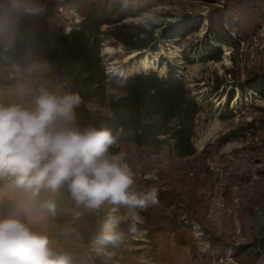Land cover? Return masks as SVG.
Returning <instances> with one entry per match:
<instances>
[{
	"label": "rangeland",
	"instance_id": "rangeland-1",
	"mask_svg": "<svg viewBox=\"0 0 264 264\" xmlns=\"http://www.w3.org/2000/svg\"><path fill=\"white\" fill-rule=\"evenodd\" d=\"M132 1L135 4L141 2V7L146 11L138 18L126 20L127 23L147 29L154 27L156 34L161 28L190 17L198 24L199 30L180 41L166 43L160 40L156 52L130 54L121 47L114 48L104 43L101 50L107 73L111 78L126 79L140 73L156 72L165 78V66L159 67L162 58L178 67L177 76L202 105V109L195 121L193 145L196 155L193 158L180 160L173 157L169 150H164L156 158L144 160L139 158L134 148L123 146L138 190L155 187L158 196L168 200L170 207L164 214L174 221L175 232L170 231L163 238H152L139 228L135 232L117 227L106 229L104 222L103 235L106 237L119 232L120 239L129 249L140 251V254L130 256L129 260L123 259L122 264H261L264 262V129L250 130L244 139L238 141L225 142L222 139L254 119L264 118V99L252 93L241 97L239 90L232 86L235 82H244L249 72L264 71V18L258 31L253 33H249V26L241 27L240 34L249 35L241 40L237 50L221 47V62L201 59L205 58L204 48L209 40L206 35L211 8L220 7L221 10L230 11L229 17L235 20L248 14L253 4L259 1L263 3L264 0H229V3H226L227 0H218L217 3L216 0L213 3L197 0ZM80 2L0 0L1 37L12 35L17 25L23 26L29 29L43 50L49 51L52 49V35L66 34L72 25L79 22L74 9ZM53 4H61L63 11L56 13L52 9ZM234 31L236 36L237 31ZM231 35L234 37V33ZM226 71H230L234 77ZM3 77L7 85L0 86V91L6 93L20 84L35 89L45 87L59 94L68 93L46 63H34L25 68L12 67ZM216 82L219 84L217 89ZM232 90L234 98L226 106L227 94ZM27 194L24 191L9 200L5 199L0 210L9 208L12 213L9 216L23 222L31 218L32 227L48 235L55 244L58 240L53 235L61 230H55L48 223L37 200L38 206L33 205L35 197H28ZM150 208L160 210L158 204ZM121 214L120 222L132 221V210L126 207ZM202 228L209 229L214 236L230 245L224 255L217 258L211 254ZM74 237L58 244L71 249L73 260L95 264L98 257L112 259L115 256L104 251L105 240L86 244L79 234L74 232ZM178 238L186 240L201 261H193L192 255L187 261H169L172 249L184 255L191 254L188 246H179L182 243L177 241ZM131 242L134 243L132 247ZM113 264H121V261Z\"/></svg>",
	"mask_w": 264,
	"mask_h": 264
},
{
	"label": "trees",
	"instance_id": "trees-1",
	"mask_svg": "<svg viewBox=\"0 0 264 264\" xmlns=\"http://www.w3.org/2000/svg\"><path fill=\"white\" fill-rule=\"evenodd\" d=\"M197 1L213 3V0ZM260 2L253 4L248 14L235 20L229 17L230 11L226 12L220 7L211 8L206 35L209 40L206 41L204 48L205 58L201 60L221 62L222 46L237 50L241 40L249 35L240 34L242 26H249L251 28L249 33L258 31L264 18V2ZM226 3H229V0ZM141 6V2L135 4L132 0H81L74 9L79 22L72 25L66 34L52 35V49L49 51L41 48L26 27L17 25V30L12 35L3 37L0 28V86L7 85L3 75L12 67L25 68L34 63H46L55 74L58 83L68 93H75L81 97L82 103L75 109V123L81 128L89 125L107 128L118 137L117 144L109 149L111 153H119L123 151V146H130L137 151L139 158L144 160L156 158L164 150H169L173 157L180 160L193 158L196 155L193 145L195 121L202 105L195 100L185 83L177 76L178 67L160 58L159 67L165 66L167 70L165 78H161L156 72H149L118 79L111 78L106 71L101 50L104 43H109L114 48L121 47L127 53L156 52L157 42L160 40L166 43L180 41L199 30L198 24L190 17L182 19L175 25L161 28L156 34L154 27L147 29L125 22L145 13L146 9ZM52 7L56 13L63 11L61 4H53ZM234 30L237 31L236 36ZM231 33H234V37ZM226 73L234 77L230 71ZM216 84L215 89L219 88V84L217 82ZM232 86L239 90L241 97L252 93L264 99V71L249 72L244 82H235ZM112 91L115 94H111ZM233 98L234 90L227 94L226 106ZM259 128L264 129V118L254 119L231 131L222 140L225 142L242 140L250 130ZM24 191L11 181H0V205L5 199L9 200L10 197L13 198ZM27 195L32 196L30 192ZM47 199L55 200V214L42 211L47 216L48 223L55 230H61L53 235V238L58 240L55 244L74 239V232L83 237L86 244L99 239L105 240L104 251L114 253L115 256L112 259L107 256L98 257L95 264H113L120 261L122 264L123 259L129 260L133 254H140L137 249H129L122 239L115 243L107 240L102 232L104 222H116L113 227L130 231L132 221L119 220L126 206L105 203L99 210H87L76 205L66 188H61L56 193L42 190L32 203L38 206L36 200L40 204ZM158 206L160 210L156 211H153V208L147 211L136 210L142 219V223H137L136 228L145 230L152 238L154 236L163 238L168 232H175L174 221L167 219L164 214L170 207L168 200L159 195ZM5 208L0 210V218H11L9 215L12 213L9 212V208ZM5 214L7 216H3ZM202 229L205 234L203 238L209 244L211 254L217 258L224 255L230 245L214 236L209 229ZM182 239L177 240L182 243L179 246L183 248L188 246L191 254L184 255L172 249L169 261L171 259L187 261L191 255L193 261H201L196 251ZM133 245L131 242V247ZM160 247L163 249L161 241ZM72 264L84 263L72 260Z\"/></svg>",
	"mask_w": 264,
	"mask_h": 264
},
{
	"label": "clouds",
	"instance_id": "clouds-1",
	"mask_svg": "<svg viewBox=\"0 0 264 264\" xmlns=\"http://www.w3.org/2000/svg\"><path fill=\"white\" fill-rule=\"evenodd\" d=\"M82 103L75 93L59 94L45 87L20 84L0 91V181L38 196L42 190L66 188L77 206L99 210L105 203L132 210L130 231L142 222L135 211L158 204V190H138L126 153H111L118 137L107 128L75 123ZM39 208L55 214L54 199ZM116 222H106L111 229ZM116 232L106 236L115 243ZM73 252L53 244L48 235L23 222L0 218V264H72Z\"/></svg>",
	"mask_w": 264,
	"mask_h": 264
},
{
	"label": "bare ground",
	"instance_id": "bare-ground-1",
	"mask_svg": "<svg viewBox=\"0 0 264 264\" xmlns=\"http://www.w3.org/2000/svg\"><path fill=\"white\" fill-rule=\"evenodd\" d=\"M130 54H135V53H130ZM146 66V65H145ZM147 70L150 69V68H146ZM261 264H264V262H261Z\"/></svg>",
	"mask_w": 264,
	"mask_h": 264
}]
</instances>
